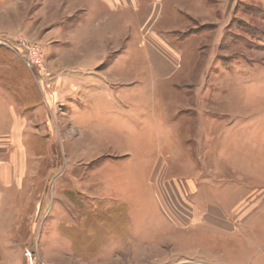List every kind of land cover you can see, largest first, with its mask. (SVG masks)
<instances>
[{
    "label": "rangeland",
    "instance_id": "1",
    "mask_svg": "<svg viewBox=\"0 0 264 264\" xmlns=\"http://www.w3.org/2000/svg\"><path fill=\"white\" fill-rule=\"evenodd\" d=\"M1 81L0 264H264V0H0Z\"/></svg>",
    "mask_w": 264,
    "mask_h": 264
},
{
    "label": "crops",
    "instance_id": "2",
    "mask_svg": "<svg viewBox=\"0 0 264 264\" xmlns=\"http://www.w3.org/2000/svg\"><path fill=\"white\" fill-rule=\"evenodd\" d=\"M6 81L0 82V172L12 163H23L27 153L22 149L21 136L24 134L20 127H14V110L12 107V96L7 90ZM9 94V95H8ZM22 161V162H21ZM13 176L0 175V209L12 205V192L16 184L21 183ZM1 214H6L0 211Z\"/></svg>",
    "mask_w": 264,
    "mask_h": 264
},
{
    "label": "built area",
    "instance_id": "3",
    "mask_svg": "<svg viewBox=\"0 0 264 264\" xmlns=\"http://www.w3.org/2000/svg\"><path fill=\"white\" fill-rule=\"evenodd\" d=\"M29 62V61H28ZM30 63V62H29ZM26 255H27V257L29 258V264H33L32 263V253H31V251L30 250H26Z\"/></svg>",
    "mask_w": 264,
    "mask_h": 264
}]
</instances>
